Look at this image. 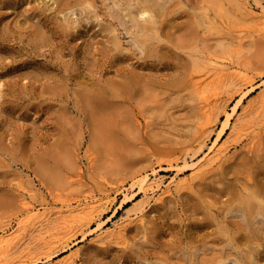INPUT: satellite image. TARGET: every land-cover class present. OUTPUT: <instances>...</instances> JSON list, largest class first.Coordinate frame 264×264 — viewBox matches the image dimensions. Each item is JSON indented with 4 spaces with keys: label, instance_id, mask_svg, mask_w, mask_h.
<instances>
[{
    "label": "rangeland",
    "instance_id": "374dc122",
    "mask_svg": "<svg viewBox=\"0 0 264 264\" xmlns=\"http://www.w3.org/2000/svg\"><path fill=\"white\" fill-rule=\"evenodd\" d=\"M259 7L0 0V264H264ZM235 67L248 81L210 82ZM198 78L219 93L208 106ZM218 134L225 156L197 173ZM145 174L182 184L153 203ZM96 198L79 220L68 215ZM124 220L126 238L103 237Z\"/></svg>",
    "mask_w": 264,
    "mask_h": 264
},
{
    "label": "bare ground",
    "instance_id": "6f19581e",
    "mask_svg": "<svg viewBox=\"0 0 264 264\" xmlns=\"http://www.w3.org/2000/svg\"><path fill=\"white\" fill-rule=\"evenodd\" d=\"M242 1V0H241ZM248 3H249V1H248ZM247 3V4H248ZM250 4V3H249ZM248 4V5H249ZM244 8H246V6H243ZM254 7H255V4H254ZM260 8V7H259ZM249 9L251 10V9H253V8H251V7H249ZM254 10V9H253ZM249 11V10H248ZM252 11V10H251ZM256 11V10H255ZM255 11H254V13L252 12V14H255ZM258 11V10H257ZM256 11V12H257ZM247 13V12H246ZM251 13V12H250ZM140 15H141V17H147L149 20H151V21H153L154 20V18H155V15L153 14V12H152V10L150 9V8H147V7H144L142 10H141V12H140ZM255 16H257V17H255L256 19V21H259V22H257L259 25H260V27L261 28H264V9L263 8H260V10L257 12V15H255ZM259 28V27H258ZM261 30V29H260ZM210 76H213V75H210ZM209 76V77H210ZM226 77H232V78H235L236 80H238V81H241L242 83L243 82H246V81H248V75H247V72L244 70V69H242L241 67H235V68H233V69H225V70H223V71H221L218 75H216L213 79L211 78V80L212 81H210V82H213V81H219V80H222V79H224V78H226ZM205 78H198V79H195V80H193V85H195L194 87L195 88H197L198 89V94H200L202 97H203V99L205 100V106H208V104H209V101L211 102V100H209V98L211 97V96H215V95H217V93H218V91H213L212 92V94H211V92L210 93H206L205 92V88L203 87V84H205ZM214 83V82H213ZM240 83V82H239ZM202 87V88H201ZM264 88V87H263ZM200 89V90H199ZM197 91V90H196ZM262 91L264 92V89H262ZM219 94V93H218ZM264 93H261V95H263ZM201 97V98H202ZM264 97V96H263ZM218 98V97H217ZM202 99V100H203ZM212 100H215V99H212ZM239 101V100H238ZM213 102V101H212ZM215 102V101H214ZM235 104V103H234ZM237 104V103H236ZM238 109V108H237ZM236 113V105H234V106H232V108H231V112H227L226 113V116H225V123L223 122L222 123V128H221V132L226 128V123L229 121V119H230V116L233 114V113ZM238 112V111H237ZM244 121V120H243ZM246 121V120H245ZM245 123V122H244ZM248 123V122H247ZM247 123H245V124H247ZM207 124H209V120L208 119H206L203 123H202V125L203 126H205V125H207ZM220 133V132H219ZM219 135L220 134H218L217 136H216V138L213 140V142L209 145V146H207L206 147V150L204 151L203 150V152L204 153H202V154H204L203 156V158H201L202 159V161H200V162H198V163H196V164H194L195 166H194V170L197 172V173H201V172H204V170H207V167L209 168L213 163H215L216 161H219V160H221L224 156H225V152H226V148L228 147V145L226 146L225 145V143H224V145L223 144H221V145H219L218 143V140H219ZM258 135V134H257ZM256 135V136H257ZM255 141V136H253L252 138H251V140H250V142H254ZM250 142H248V143H250ZM229 149V148H228ZM228 159H230V157L228 158ZM205 165L207 166V167H205ZM197 175V174H196ZM199 176H200V174H199ZM156 176L154 175V177L153 178H150V177H148L147 176V174H145V175H143L142 176V178H140L141 179V182H142V189H143V192L144 193H146V192H149L150 193V196L152 197V200H153V203H156L157 201H161V199L163 198V196L165 195V194H168V193H170L171 191L170 190H173V188L171 189V186L172 185H174L175 187H177V186H179V185H181L182 183H179L178 181H170L169 183H167L166 185H163L162 186V181L160 180V179H156L155 178ZM160 178V177H159ZM176 179V178H175ZM184 179V178H183ZM173 180H174V178H173ZM187 180V179H186ZM180 181V180H179ZM183 181H185V179L183 180ZM188 181V180H187ZM165 183V182H164ZM163 183V184H164ZM189 183V182H188ZM190 184V183H189ZM187 186V185H186ZM191 186V185H190ZM185 188V187H184ZM106 194H108V193H106ZM148 194V193H147ZM171 195V194H170ZM102 196H104V194L102 195ZM107 196V195H106ZM108 197V196H107ZM149 197V196H148ZM106 198V197H105ZM104 198V199H105ZM109 198V197H108ZM97 199V198H96ZM100 199H101V197H100ZM107 199V198H106ZM151 200V201H152ZM102 201H104V200H102ZM24 204H27V202H25ZM83 204V203H82ZM101 204V200H99V199H97V200H93V201H91V202H88V203H84V205H81V204H78L79 206L77 207V208H68V209H66V210H68L69 212H70V214H68L69 216L71 215V219H73L74 221H77V220H79L82 216H84L82 213L83 212H85V210H87V211H93V209L94 208H96V207H98V205H100ZM149 204H150V201H149V199H148V201L146 202V205H144V206H142V208L139 210H137V211H139L140 212V214H138V213H135L136 215H138L139 217H143V216H141V214H142V212H143V209H145L146 208V206L148 205L149 206ZM153 205V204H152ZM151 206V205H150ZM149 206V207H150ZM45 209V208H44ZM149 209V208H148ZM30 210V209H29ZM31 210H33V209H31ZM145 210H147V209H145ZM62 211V210H61ZM64 211V210H63ZM95 211V210H94ZM42 213H44V212H42ZM46 214H48L47 212L45 213V215ZM61 214H62V212H61ZM86 214H87V212H86ZM90 214H91V212H90ZM88 215V214H87ZM133 215H134V213H133ZM39 216V215H38ZM146 216V215H145ZM139 217H136V218H139ZM43 218H44V216H43ZM134 218H135V216H134ZM133 218V219H134ZM45 219V218H44ZM82 220V219H81ZM131 220V219H130ZM140 220V219H139ZM138 219H137V221H139ZM41 221V220H40ZM44 221V220H43ZM124 222H125V220L124 221H120V222H116V224L115 225H113L114 227L112 228L111 227V229H110V227L108 228V230H107V228H106V231L103 233V237H107L108 238V236H110L111 238H112V240H114V239H121V238H124L125 236L123 235V230H125V229H123V228H125L124 227ZM144 222V221H143ZM78 223V222H77ZM80 224V223H79ZM83 224H85V223H83ZM129 224V223H128ZM78 225V224H77ZM81 226V225H80ZM78 228H79V226H78ZM103 228V227H102ZM99 231V230H98ZM125 232V231H124ZM10 235V234H9ZM9 235L8 236H6L5 235V237H9ZM122 235L124 236V237H122ZM41 236H43V235H41ZM2 237V236H1ZM0 237V243L1 242H4V244H5V248H7L6 247V244H7V242H9V241H7V239L6 238H4V237H2L1 238ZM10 238V237H9ZM15 238H16V236H15ZM39 238V237H38ZM41 238V237H40ZM44 238H45V236H44ZM44 238H41V240L43 241V239ZM106 238V239H107ZM126 238V237H125ZM13 239V237L12 238H10V240H12ZM17 240H19V239H17ZM126 240V239H125ZM36 241H38V240H36ZM41 241V242H42ZM45 241H46V239H45ZM121 241V240H120ZM123 242H124V240H122ZM13 242H15V240L13 241ZM38 242H40V240L38 241ZM47 242V241H46ZM49 242V241H48ZM113 242H115V241H113ZM123 242H121V243H123ZM19 243V242H18ZM18 243H16V244H18ZM50 243V242H49ZM119 243V242H118ZM4 244L2 245L3 247H4ZM9 244V243H8ZM11 244H13V243H11ZM15 244V243H14ZM28 245H30V244H28ZM42 245H47V243L45 244V243H43ZM26 246V245H25ZM30 247V246H29ZM0 248H2V247H0ZM4 248V249H5ZM26 248V247H25ZM7 250H8V248H7ZM26 250V249H25ZM28 250V249H27ZM26 250V251H27ZM30 251V250H29ZM70 261V260H69ZM67 264H72V262L70 261V262H68ZM74 264V263H73Z\"/></svg>",
    "mask_w": 264,
    "mask_h": 264
}]
</instances>
